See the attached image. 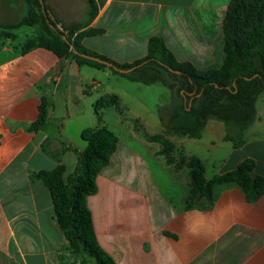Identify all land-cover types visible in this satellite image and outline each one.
Listing matches in <instances>:
<instances>
[{
	"label": "crops",
	"instance_id": "obj_1",
	"mask_svg": "<svg viewBox=\"0 0 264 264\" xmlns=\"http://www.w3.org/2000/svg\"><path fill=\"white\" fill-rule=\"evenodd\" d=\"M229 2L94 0L96 12L90 18L89 0H46L50 17L63 28L81 25L74 38L96 31L80 39L89 50L131 64L147 56L156 36L180 62L199 70L223 63ZM27 10L26 0H0V24L18 23ZM41 31L39 25H24L6 36L0 29V264L81 263L56 219L51 190L35 175L60 164L67 176L73 173L77 154L67 147L86 148L83 134L99 125L100 100L117 96L124 111L133 112L137 104L148 109L122 82L116 83L123 76L108 68L79 65L44 47L25 51ZM43 106L47 120L35 129ZM257 116L240 147L226 138L229 128L216 119L207 121L199 139L172 136V164L161 154L163 145L145 137L139 117L125 139L106 124L119 144L87 202L101 248L117 264H264V195L249 201L237 183L218 184L211 198L200 194L188 204L191 157L203 163L207 181L247 159L254 161L255 174L264 176V111L257 109ZM231 131L239 136L238 130ZM54 140L62 146L54 147ZM197 147H205L207 155ZM53 154L61 155V161Z\"/></svg>",
	"mask_w": 264,
	"mask_h": 264
},
{
	"label": "trees",
	"instance_id": "obj_2",
	"mask_svg": "<svg viewBox=\"0 0 264 264\" xmlns=\"http://www.w3.org/2000/svg\"><path fill=\"white\" fill-rule=\"evenodd\" d=\"M43 2L45 9L41 0H26L27 14L16 24H0V29L4 30L6 36H12L10 30L14 28L39 25L41 33L25 46V51L44 47L61 58H71L79 65L108 68L144 85L161 82L167 86L171 91L172 103L159 108L164 131L155 135L144 131L143 134L149 141L163 145L161 154L166 156L169 164L175 160V145L168 135L199 139L209 119H216L229 128L226 138L235 147L244 144V131L257 120V100L264 93V0H230L223 20V63L220 67L204 70L197 69L191 62H180L165 41L156 36L149 41L147 56L131 64H121L81 44L80 39L85 34L96 31H85L74 38L81 25L59 30V22L50 17V8L46 0ZM89 6V16L93 18L96 12L94 0H89ZM82 54L100 58L111 66ZM131 68L133 70L129 73L119 71ZM111 106L124 114L117 96L100 100L96 106L99 125L83 134L86 148L67 147L77 154L73 173L67 176L66 167L60 164L53 171H42L35 175L51 190L56 219L70 252L82 258L80 264L88 263L86 257L94 264H117L98 243L93 215L87 203L88 197L98 191L97 177L109 164L119 144V137L103 120L102 109ZM47 117L43 106L34 128L40 129ZM232 129L238 130L239 136L231 135ZM55 158L61 161V155H55ZM181 165L178 163L177 167ZM188 166L192 177L189 205L200 194L211 198L213 187L218 184L237 183L249 201H256L264 195V176L255 174L253 160L247 159L236 169L217 175L210 181H207L205 166L198 158L191 157Z\"/></svg>",
	"mask_w": 264,
	"mask_h": 264
},
{
	"label": "rangeland",
	"instance_id": "obj_3",
	"mask_svg": "<svg viewBox=\"0 0 264 264\" xmlns=\"http://www.w3.org/2000/svg\"><path fill=\"white\" fill-rule=\"evenodd\" d=\"M37 28L39 30V27ZM117 78H119L120 81L116 83L122 82V87H124V89L126 90L133 92V94L139 97L140 100L146 104L148 109L141 110L139 104H137L133 106V112L125 110L124 114H119L114 108H103L102 111H104V124L109 125L120 136L121 139H125L127 133H129L131 129V126L134 125V123L136 124L135 118L139 117L141 119V122L145 125L147 133H162V131H164V125L160 120L158 107H167L168 104L171 102L170 99L172 98V95L170 89L163 83L144 85L141 83L132 82L126 77L118 76ZM257 109L261 112L264 111V93L258 98ZM140 111L143 112L141 113ZM118 116H122V122L117 121ZM230 132L231 135L236 136L234 135L233 131L230 130ZM168 137L169 139H172V136L168 135ZM209 137L211 136H207L206 138ZM212 138L218 139L219 137L215 136ZM129 141L131 142V140ZM197 150L203 155H207V152L205 153V147H197ZM208 167L209 173H211V164H208Z\"/></svg>",
	"mask_w": 264,
	"mask_h": 264
},
{
	"label": "water",
	"instance_id": "obj_4",
	"mask_svg": "<svg viewBox=\"0 0 264 264\" xmlns=\"http://www.w3.org/2000/svg\"><path fill=\"white\" fill-rule=\"evenodd\" d=\"M41 4H42V7H43V9H45V3L43 2V0H41ZM51 26V28H53L54 29V26L53 25H50ZM66 37H64V39H65ZM77 53H78V51H76ZM83 56H85V57H87V58H90V59H93V60H96V61H98V62H101V63H104V64H107L108 66H111V64L110 63H108V62H106V61H103L102 59H100V58H96V57H91V56H89V55H86V54H82ZM133 69L131 68V69H127V70H119L120 72H123V73H129V72H131ZM53 144H54V147H56L57 145H59L60 147L62 146L61 145V143L59 142V140H54V142H53Z\"/></svg>",
	"mask_w": 264,
	"mask_h": 264
},
{
	"label": "built area",
	"instance_id": "obj_5",
	"mask_svg": "<svg viewBox=\"0 0 264 264\" xmlns=\"http://www.w3.org/2000/svg\"><path fill=\"white\" fill-rule=\"evenodd\" d=\"M58 28H59V30H61V31H65L64 28H63V26H62L61 24H58Z\"/></svg>",
	"mask_w": 264,
	"mask_h": 264
}]
</instances>
